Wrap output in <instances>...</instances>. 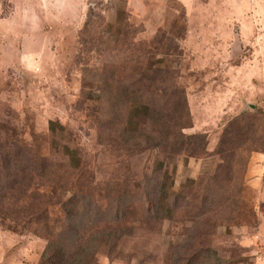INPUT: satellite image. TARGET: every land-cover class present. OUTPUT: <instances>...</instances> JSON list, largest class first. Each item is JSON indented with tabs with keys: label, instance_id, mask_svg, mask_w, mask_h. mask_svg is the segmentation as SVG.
<instances>
[{
	"label": "rangeland",
	"instance_id": "1",
	"mask_svg": "<svg viewBox=\"0 0 264 264\" xmlns=\"http://www.w3.org/2000/svg\"><path fill=\"white\" fill-rule=\"evenodd\" d=\"M139 65L160 69L167 80L155 75L152 101L162 119L153 131L160 143L156 153L112 144L87 121L94 111L85 112L79 103L98 99L94 83L85 84L87 69H117L123 75ZM174 79L182 80L185 101L175 92ZM243 114L246 121L258 116L257 132L245 122L247 140L258 145L250 151L238 201L230 195L223 216L217 215L214 228L203 236L224 264H264V0H0V139L27 124V130L48 134L44 147L51 152L50 124L56 123L68 129L58 132L60 139L80 137L98 183L131 186L135 197L124 210L109 199L97 200L101 213L109 215L105 224L131 231L122 241V260L112 264H172L173 249L187 239L186 230L198 226L187 201L172 204L169 215L155 219L154 229L140 223L151 203L142 197L145 174L163 166L166 181H175L173 193L192 199L187 191L200 187L201 175L220 172L216 150L228 124ZM176 120V130L188 140L204 137L203 159L167 158L162 140L173 134ZM245 154L238 150L231 164L235 178ZM38 182L23 199L7 196L0 213V264H40L45 236L60 229V203L50 197L46 183ZM47 204L50 230L31 220ZM30 222L40 226L42 236L24 226ZM98 263L111 264L104 255Z\"/></svg>",
	"mask_w": 264,
	"mask_h": 264
},
{
	"label": "trees",
	"instance_id": "2",
	"mask_svg": "<svg viewBox=\"0 0 264 264\" xmlns=\"http://www.w3.org/2000/svg\"><path fill=\"white\" fill-rule=\"evenodd\" d=\"M121 34L126 37V29ZM88 50L90 51L89 48ZM116 70L103 73H94L90 69L85 71L86 86H92L93 82V90L98 92L97 100L90 98L79 102L85 112L94 111V117L87 118V121L95 124L96 130H99L102 136L121 149L150 148L156 153L160 143L159 139L154 137L153 131L162 119L155 115L159 110L152 100L157 95L155 75L159 73L162 78L163 71L154 67L147 69L144 65L136 68L130 66L123 75L118 74ZM115 78L122 81L119 83ZM179 79H174L177 84L175 92L182 95L181 100L185 101L184 92H181L182 80L179 82ZM244 118V114L237 116L228 124L216 150L222 157L221 170L214 177L201 175L198 178L200 187L194 193L187 191L193 196L192 199L188 193H173L172 185L175 181H166V169L163 166L156 172L145 174L141 184L142 197L146 198L147 205L151 203L147 206V215H143L139 220L140 223L154 229L155 219L162 221L169 215L172 204L187 201L193 210L190 216L195 218L192 222L198 226V229H187L184 234L187 239L178 249H173L172 264L226 263L203 235L214 228L217 215L223 216L221 213L225 211L222 208L231 199L230 195L238 201L237 197L243 188L250 151L258 145L247 140L248 130L245 122L252 126L251 131L259 128L257 115H252L247 121ZM178 121L174 122L173 134L166 133L162 140L165 144L161 145L162 148L166 146L169 151L167 158L170 156L173 159L182 154L203 159L204 137H193L195 142L188 140L176 130L177 123H180ZM182 126L187 128L188 124L186 127L182 123ZM22 128L25 129L24 134H21ZM58 129L56 123L50 124L53 135L51 152H47L44 147L48 143V134H38L33 127L27 130V124L12 128L0 139V213H4L9 196L17 195V198L23 199L28 196L26 189L35 187L40 180L46 183L50 197H55L60 203L56 217L60 229L58 232L56 229L48 231L49 234L45 236L47 246L40 264H99V255H104L111 264L115 260H122V241L130 236L131 231L128 227L125 229L111 227L110 223L105 224L109 215L101 213L97 200L109 199L112 205H120L123 209L135 197L131 196V186L122 182L98 183L95 171L88 167L89 161L87 156H84L85 149L81 146L80 137L77 135L78 140L60 139L58 132L68 129ZM252 135L255 136L254 133ZM196 142H200V145ZM240 149H245L247 154L241 158V166L236 175L238 178H235L231 164ZM69 194L71 196L67 197ZM49 209L47 204L45 208L35 211L36 215L33 216L36 218H32V222L38 221L37 224L44 226L42 229L50 230L52 222ZM15 220L21 222L16 218ZM31 224L30 222L24 226L29 228L30 232L42 236L41 229L36 227L38 225ZM89 227L92 230L88 229Z\"/></svg>",
	"mask_w": 264,
	"mask_h": 264
}]
</instances>
